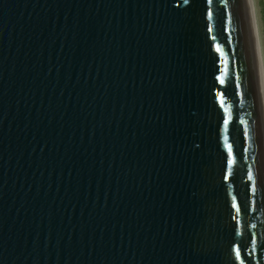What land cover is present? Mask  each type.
Segmentation results:
<instances>
[{
	"label": "water",
	"instance_id": "water-1",
	"mask_svg": "<svg viewBox=\"0 0 264 264\" xmlns=\"http://www.w3.org/2000/svg\"><path fill=\"white\" fill-rule=\"evenodd\" d=\"M0 264H264L251 0H0Z\"/></svg>",
	"mask_w": 264,
	"mask_h": 264
},
{
	"label": "rangeland",
	"instance_id": "rangeland-1",
	"mask_svg": "<svg viewBox=\"0 0 264 264\" xmlns=\"http://www.w3.org/2000/svg\"><path fill=\"white\" fill-rule=\"evenodd\" d=\"M253 2L257 16L259 36L261 39V47L264 53V0H253Z\"/></svg>",
	"mask_w": 264,
	"mask_h": 264
},
{
	"label": "bare ground",
	"instance_id": "bare-ground-1",
	"mask_svg": "<svg viewBox=\"0 0 264 264\" xmlns=\"http://www.w3.org/2000/svg\"><path fill=\"white\" fill-rule=\"evenodd\" d=\"M251 5H252V11H253L256 35H257V42H258L259 55H260V61H261V68H262V74H263V81H264V53H263V50H262V47H261V39H260V36H259L257 16H256L253 0H251Z\"/></svg>",
	"mask_w": 264,
	"mask_h": 264
},
{
	"label": "snow or ice",
	"instance_id": "snow-or-ice-1",
	"mask_svg": "<svg viewBox=\"0 0 264 264\" xmlns=\"http://www.w3.org/2000/svg\"><path fill=\"white\" fill-rule=\"evenodd\" d=\"M217 51H220V49H219V48H217ZM221 82H223V81H221Z\"/></svg>",
	"mask_w": 264,
	"mask_h": 264
}]
</instances>
